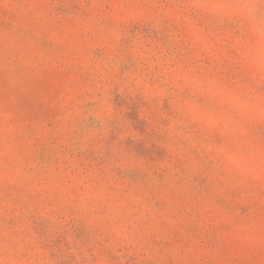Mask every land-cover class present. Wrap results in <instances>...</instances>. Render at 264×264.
Listing matches in <instances>:
<instances>
[{
  "label": "rangeland",
  "instance_id": "374dc122",
  "mask_svg": "<svg viewBox=\"0 0 264 264\" xmlns=\"http://www.w3.org/2000/svg\"><path fill=\"white\" fill-rule=\"evenodd\" d=\"M205 2L0 0V262L264 264V0Z\"/></svg>",
  "mask_w": 264,
  "mask_h": 264
},
{
  "label": "clouds",
  "instance_id": "9594fccd",
  "mask_svg": "<svg viewBox=\"0 0 264 264\" xmlns=\"http://www.w3.org/2000/svg\"><path fill=\"white\" fill-rule=\"evenodd\" d=\"M204 7L216 9V10H224L230 7H245V5H229L225 3L220 2H212V0H206V2L202 5ZM257 111L255 106H253V112ZM260 115L264 117V101H262L261 107L258 109ZM254 163V161H253ZM261 164L264 165V149L261 150ZM5 251L8 253L4 260L0 262V264H10V257L12 255V252L10 250V242H5ZM19 264H23V262H19Z\"/></svg>",
  "mask_w": 264,
  "mask_h": 264
}]
</instances>
